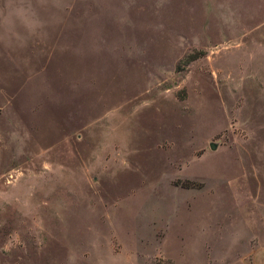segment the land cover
<instances>
[{"label": "rangeland", "instance_id": "374dc122", "mask_svg": "<svg viewBox=\"0 0 264 264\" xmlns=\"http://www.w3.org/2000/svg\"><path fill=\"white\" fill-rule=\"evenodd\" d=\"M156 260L264 264V0H0V264Z\"/></svg>", "mask_w": 264, "mask_h": 264}, {"label": "trees", "instance_id": "16d2710c", "mask_svg": "<svg viewBox=\"0 0 264 264\" xmlns=\"http://www.w3.org/2000/svg\"><path fill=\"white\" fill-rule=\"evenodd\" d=\"M161 262L159 260H156L153 264H160ZM167 263V262H166ZM169 264V263H168Z\"/></svg>", "mask_w": 264, "mask_h": 264}, {"label": "water", "instance_id": "95a60500", "mask_svg": "<svg viewBox=\"0 0 264 264\" xmlns=\"http://www.w3.org/2000/svg\"><path fill=\"white\" fill-rule=\"evenodd\" d=\"M211 148H213V145H210Z\"/></svg>", "mask_w": 264, "mask_h": 264}]
</instances>
